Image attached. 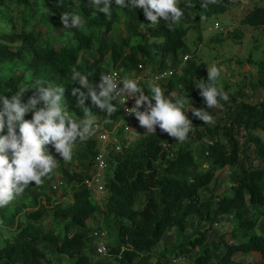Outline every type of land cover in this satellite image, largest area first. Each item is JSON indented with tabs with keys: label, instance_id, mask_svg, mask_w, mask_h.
Instances as JSON below:
<instances>
[{
	"label": "trees",
	"instance_id": "16d2710c",
	"mask_svg": "<svg viewBox=\"0 0 264 264\" xmlns=\"http://www.w3.org/2000/svg\"><path fill=\"white\" fill-rule=\"evenodd\" d=\"M235 2L217 0L202 8L201 0H178L184 15L170 30L162 18L151 24L143 9H121L114 0L107 16L92 8L90 0H0V95L15 94L23 81L63 87L68 114L83 117L71 94L79 87L70 79L73 68L97 84L108 69L132 73L141 64L140 72L148 77L175 66L177 70L158 84L167 98L188 99L184 111L192 122L184 142L158 126L154 134L143 132L136 118L135 139L128 140L118 128L119 150L116 143H108L104 155L106 193L101 205L84 183L95 171V136L74 145L80 148L81 170L48 145L57 168L43 178L42 185L33 183V194H29L30 183L22 195L0 207V227L9 231L0 232V264H42L47 259L46 245L67 256L66 264H93L83 248L87 238L101 230L111 236L105 248L116 264H160L153 249L172 228L178 237L161 251L163 257L213 264L215 253L216 264H264V234L252 232L264 217V138L259 134L264 135V56L255 61L248 58L255 64L249 82L241 78L216 85L228 100H220L222 106L214 108H206L195 83L207 81L205 62L194 54L178 66L188 31L199 27L203 18L230 10ZM65 11L80 14L83 26L65 29L60 20ZM242 22L253 28L263 26L264 3L253 4ZM146 67L150 74H145ZM139 86L148 95L149 83ZM33 91L29 89L22 102ZM112 103L117 111L109 116L90 99L85 102L108 129L122 115L121 102ZM191 107L205 108L214 122L203 123L192 115ZM31 117L29 112L24 118ZM221 180L227 182L223 190ZM46 182H50L48 189ZM66 182L73 183L69 190ZM54 183L60 184L57 189H52ZM248 205L260 209L247 214ZM98 211L101 217L93 225ZM225 216L234 219L231 230L221 232L211 247L206 245L210 231ZM190 226L194 230L187 234ZM201 246L203 251L193 255ZM250 253L259 258L235 259L237 254Z\"/></svg>",
	"mask_w": 264,
	"mask_h": 264
},
{
	"label": "clouds",
	"instance_id": "9594fccd",
	"mask_svg": "<svg viewBox=\"0 0 264 264\" xmlns=\"http://www.w3.org/2000/svg\"><path fill=\"white\" fill-rule=\"evenodd\" d=\"M114 3L121 9H143L144 17L151 24H158V18H162L170 30L184 15L178 0H114ZM215 3L217 0H201L200 6L207 8ZM90 5L106 16L111 15L112 0H90ZM60 20L65 29H78L84 24L80 14L70 11L61 13ZM183 55L180 54L179 59ZM219 75L220 69L213 65L207 68V81L195 82L206 108L221 107L220 100H228L227 94L216 86ZM88 76L75 68L70 76L71 81L79 84L71 92L76 104L83 109L84 115L78 120L66 110L63 87L46 86L37 81L34 85L25 84L10 97L0 95V207L22 195L30 183L42 185L43 178L57 167L58 162L48 151V145L64 161H70L77 140L83 142L95 134L99 125L97 117L85 104L89 99L94 107L111 116L117 111V106L112 103L117 97L124 98L125 103L134 98L127 113L135 116L145 132L154 134L158 126L176 141L184 142L188 138L192 130V122L184 111L188 99L167 98L156 82L159 77L149 83L148 95H145L137 80H119L112 74H102L99 83L94 84ZM29 89H34L33 94L22 102ZM190 111L205 124L214 122L205 108L191 107ZM29 112L32 113L30 120L24 118Z\"/></svg>",
	"mask_w": 264,
	"mask_h": 264
},
{
	"label": "rangeland",
	"instance_id": "374dc122",
	"mask_svg": "<svg viewBox=\"0 0 264 264\" xmlns=\"http://www.w3.org/2000/svg\"><path fill=\"white\" fill-rule=\"evenodd\" d=\"M264 3V0H236L232 8L224 13L213 14L207 18L201 20L199 27H192L185 38L186 48H184L181 54L196 55L198 60L205 62V75H207V68L215 65L220 69V75L216 80V85L222 87L224 83L235 82L239 79H246L247 82L252 79V74L255 72V64L251 63L248 58L252 60H258L264 56V25L258 28L250 27L242 22L244 15L253 6V4ZM33 10L37 9L36 2L33 1ZM187 23V22H186ZM217 23L221 28L215 29L214 24ZM121 26V25H120ZM52 39H54L52 35ZM55 43H59L57 40ZM172 66H174L172 64ZM1 69V65H0ZM145 74H150L151 69L149 67L144 68ZM204 75V74H203ZM202 75V76H203ZM201 76V77H202ZM27 84V81H23V85ZM73 119H80L78 115L74 113L69 114ZM146 130L143 128V132ZM262 138L264 135L259 133ZM80 148H73V155L71 159L72 167L81 170V167L77 164L78 155L77 152ZM57 168V167H56ZM67 183V182H66ZM226 181H220V190H223ZM50 182H46V189ZM73 186V183L68 182L66 189L69 190ZM32 184L29 189V194H33L35 189ZM103 200V198H102ZM100 200V205L102 204ZM66 203L67 200L63 199ZM259 206L248 205L246 208L247 214H251L255 210H259ZM50 217V212L48 213ZM101 213L98 211L93 225H97ZM190 221H193L190 219ZM234 224L233 217L225 216L217 225H215L209 233V240L206 245L211 247L213 241L217 240L218 235L223 231L231 230ZM194 228L189 227L187 234H191ZM102 231V230H101ZM0 232L3 234L9 233L8 229L0 227ZM252 232L264 234V217L260 218L258 225ZM98 231L96 234H92L87 238L86 245L83 250L93 264H116L112 256L99 255L96 253V244L99 239ZM178 237V232L175 228L169 229L162 237L160 242L154 247L153 254L160 259V264H191L189 258H166L161 256V251L165 247L171 246ZM111 236L107 233L105 242L110 241ZM204 246L198 247L193 251V255L201 253ZM47 259L42 264H66L68 257L65 255H59L54 252L51 246L45 247ZM218 254L213 253L212 263L216 264ZM252 257L259 258L256 253H250L244 256L243 254L235 255V259H252Z\"/></svg>",
	"mask_w": 264,
	"mask_h": 264
},
{
	"label": "built area",
	"instance_id": "2783aa9c",
	"mask_svg": "<svg viewBox=\"0 0 264 264\" xmlns=\"http://www.w3.org/2000/svg\"><path fill=\"white\" fill-rule=\"evenodd\" d=\"M215 28H219V25L215 23ZM188 54H184L178 61V66H183L185 60L187 59ZM178 68V67H177ZM176 67L173 68H167L163 71H159L156 73H152L150 76L146 77L143 73H141L142 65L138 64V69L132 73H128L124 71L123 69H117V70H105L103 74H112L116 76L117 79L122 80L125 78L128 79H134L137 80L139 83L141 82H147L150 83L153 81L156 77H159V79L156 81L157 83L161 80L166 78L167 76L171 75L176 69ZM119 87H122V85H119ZM121 104H122V115L121 117L116 121V123L112 126L111 129H108L105 124L101 121L100 117H97L98 120V128L95 131V139L97 141L98 145V152L95 156V171L92 173L91 177L86 178L84 183L88 190L90 191L93 199L100 203V200L104 197L106 191L104 189V171L106 169V161H105V153L107 152V144L108 143H116L115 149L119 150L120 145L117 144V130L118 128H122V132L124 134V137L128 140H133L137 137L139 134L138 132V123L135 119V116L130 115L127 113V108L132 107L134 104V98H129L126 103L124 102V98L117 97ZM59 183H54L51 185L52 189H57ZM107 233L105 231H100L98 234L99 239L96 244V253L99 255H106V248H105V237Z\"/></svg>",
	"mask_w": 264,
	"mask_h": 264
},
{
	"label": "crops",
	"instance_id": "0c3cea01",
	"mask_svg": "<svg viewBox=\"0 0 264 264\" xmlns=\"http://www.w3.org/2000/svg\"><path fill=\"white\" fill-rule=\"evenodd\" d=\"M245 256V255H244ZM243 259V258H242Z\"/></svg>",
	"mask_w": 264,
	"mask_h": 264
}]
</instances>
